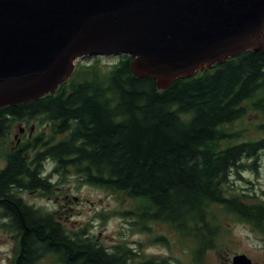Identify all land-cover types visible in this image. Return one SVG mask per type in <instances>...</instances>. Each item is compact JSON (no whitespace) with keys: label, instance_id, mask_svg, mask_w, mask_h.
Listing matches in <instances>:
<instances>
[{"label":"trees","instance_id":"trees-1","mask_svg":"<svg viewBox=\"0 0 264 264\" xmlns=\"http://www.w3.org/2000/svg\"><path fill=\"white\" fill-rule=\"evenodd\" d=\"M130 60L120 56L107 66L91 57L89 64L75 65L55 94L0 110V145L15 125L36 130L24 143L44 146L36 149L41 165L52 160L63 182L79 178L136 201V210L122 215L134 216L140 232L167 225L190 248L189 264H204L230 223L264 236V201L228 190L244 168L257 171L264 153V138L256 135L264 132V50L176 80L163 91L154 80L135 77ZM27 158L5 157L9 166L0 172V203L8 201L11 227L24 233L17 264H39L46 255L58 264H122L131 257L124 245L108 252L86 229L72 233L21 206L9 187L28 174ZM153 241L169 248L164 236Z\"/></svg>","mask_w":264,"mask_h":264},{"label":"water","instance_id":"water-1","mask_svg":"<svg viewBox=\"0 0 264 264\" xmlns=\"http://www.w3.org/2000/svg\"><path fill=\"white\" fill-rule=\"evenodd\" d=\"M262 50L264 0H0V110L55 94L86 57H129L163 91Z\"/></svg>","mask_w":264,"mask_h":264},{"label":"rangeland","instance_id":"rangeland-1","mask_svg":"<svg viewBox=\"0 0 264 264\" xmlns=\"http://www.w3.org/2000/svg\"><path fill=\"white\" fill-rule=\"evenodd\" d=\"M86 58L76 61L75 64H89L91 57ZM117 58L116 56H102L101 62L110 66L117 61ZM256 120L260 121L258 118ZM20 127L22 133L18 130ZM247 128L251 130L252 126L247 124ZM28 130L15 125L4 142H15V136L20 134L21 140L26 139ZM36 132V130L33 131V133ZM256 135L264 138V132ZM2 162L3 160L0 159V166ZM243 163L248 165L249 161L244 160ZM257 164L256 172L244 168L239 177H232L229 192L253 197L251 202L264 201V153H261ZM58 187L59 190L57 189L58 191L50 198L36 196L30 200L44 210L57 212L58 220L70 232L86 229L93 240L98 241L107 249L118 244H130L137 248V244H142L144 254L155 264L190 263V248L183 244L167 225L152 224L146 232H140L134 225L137 220L134 216L122 215L127 211H135L138 206L136 201L129 199L123 193H110L85 185L79 178L67 177ZM225 229L228 231L223 240L217 244L218 249L206 254L204 264H231L234 255H245L252 264H264V236L244 223H230ZM1 236L0 232V264H9L7 258L10 255L11 242L6 245L4 241L6 237ZM156 236L166 237L170 243L169 248L154 242L153 238ZM39 264L58 263L46 260Z\"/></svg>","mask_w":264,"mask_h":264},{"label":"flooded vegetation","instance_id":"flooded-vegetation-1","mask_svg":"<svg viewBox=\"0 0 264 264\" xmlns=\"http://www.w3.org/2000/svg\"><path fill=\"white\" fill-rule=\"evenodd\" d=\"M22 130H19L20 133ZM34 130H28V137L21 140L20 135L15 136V142H3L0 145V158L3 160L2 165L0 166V172L6 170L9 166L8 162L5 160V157H13L16 155L27 156L26 159L28 167V174L22 176L21 179H18L17 182L10 185V194L20 201L21 206L28 209L32 214H46L53 219V221H59L57 218V212L51 210H44L37 206L30 199L36 196L50 198L53 196L56 191L59 190V187L62 181V177L58 176L54 167V162L49 159H44L43 165H41L40 153L36 151L37 148L44 147L43 145L33 144V143H24V140L31 138ZM32 132V133H31ZM27 149H26V148ZM35 148V149H33ZM26 149V151H23ZM50 167L48 170L47 168ZM19 178V177H18ZM72 178V177H68ZM58 189V190H57ZM28 198V199H27ZM62 224V223H61ZM12 225H15L14 218L11 215L10 207L8 201L5 203H0V232L2 236H5L6 245L11 242V251L10 255L7 258L9 264H17L21 261V258L25 252V244L23 242L24 233L14 232L15 229H12ZM63 225V224H62ZM1 236V237H2ZM94 243L98 244L104 250L111 252L112 248L107 249L103 247L98 241L92 240ZM122 245V244H118ZM138 248L131 246L130 244H125V253L131 255L129 259H125L122 264H148L152 263L149 257L144 254L142 249V244H137ZM49 260L53 263L55 260L53 255H46L39 258V262Z\"/></svg>","mask_w":264,"mask_h":264}]
</instances>
